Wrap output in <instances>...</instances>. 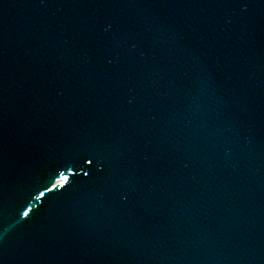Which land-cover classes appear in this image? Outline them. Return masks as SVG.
Masks as SVG:
<instances>
[{"label":"water","instance_id":"1","mask_svg":"<svg viewBox=\"0 0 264 264\" xmlns=\"http://www.w3.org/2000/svg\"><path fill=\"white\" fill-rule=\"evenodd\" d=\"M0 264H264V0H0Z\"/></svg>","mask_w":264,"mask_h":264},{"label":"snow or ice","instance_id":"2","mask_svg":"<svg viewBox=\"0 0 264 264\" xmlns=\"http://www.w3.org/2000/svg\"><path fill=\"white\" fill-rule=\"evenodd\" d=\"M40 195H43V193L41 192Z\"/></svg>","mask_w":264,"mask_h":264}]
</instances>
